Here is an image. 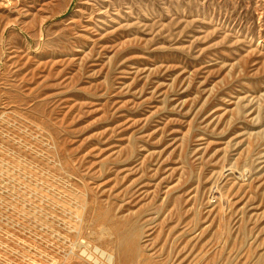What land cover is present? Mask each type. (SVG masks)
<instances>
[{
	"label": "rangeland",
	"instance_id": "rangeland-1",
	"mask_svg": "<svg viewBox=\"0 0 264 264\" xmlns=\"http://www.w3.org/2000/svg\"><path fill=\"white\" fill-rule=\"evenodd\" d=\"M0 264H264V0H0Z\"/></svg>",
	"mask_w": 264,
	"mask_h": 264
}]
</instances>
